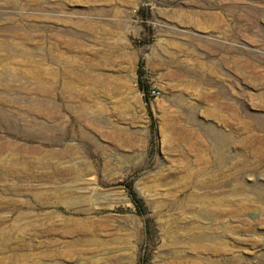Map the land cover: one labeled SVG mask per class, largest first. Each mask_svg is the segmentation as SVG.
<instances>
[{"label":"rangeland","instance_id":"rangeland-1","mask_svg":"<svg viewBox=\"0 0 264 264\" xmlns=\"http://www.w3.org/2000/svg\"><path fill=\"white\" fill-rule=\"evenodd\" d=\"M0 264H264V0H0Z\"/></svg>","mask_w":264,"mask_h":264},{"label":"bare ground","instance_id":"bare-ground-1","mask_svg":"<svg viewBox=\"0 0 264 264\" xmlns=\"http://www.w3.org/2000/svg\"><path fill=\"white\" fill-rule=\"evenodd\" d=\"M4 78L10 80L11 83H13V82H15V81L17 80V78H18V74H17L16 72H14V73H9L8 75L3 76V79H4ZM38 89H39V88H38ZM39 91H41V92H45V90H44L42 87H40ZM46 92H47V91H46Z\"/></svg>","mask_w":264,"mask_h":264},{"label":"trees","instance_id":"trees-1","mask_svg":"<svg viewBox=\"0 0 264 264\" xmlns=\"http://www.w3.org/2000/svg\"><path fill=\"white\" fill-rule=\"evenodd\" d=\"M140 86H141L146 92L149 91L148 85L145 84V83H143V81H140ZM132 196H133V198H134V200H135L136 202L141 201V198L138 197L137 194H136L134 191H132Z\"/></svg>","mask_w":264,"mask_h":264},{"label":"crops","instance_id":"crops-1","mask_svg":"<svg viewBox=\"0 0 264 264\" xmlns=\"http://www.w3.org/2000/svg\"><path fill=\"white\" fill-rule=\"evenodd\" d=\"M80 115H81V114H80V113H78V114H76V117L78 116V118H81V117H80Z\"/></svg>","mask_w":264,"mask_h":264},{"label":"built area","instance_id":"built-area-1","mask_svg":"<svg viewBox=\"0 0 264 264\" xmlns=\"http://www.w3.org/2000/svg\"><path fill=\"white\" fill-rule=\"evenodd\" d=\"M156 92V90L155 89H152V93H155Z\"/></svg>","mask_w":264,"mask_h":264}]
</instances>
